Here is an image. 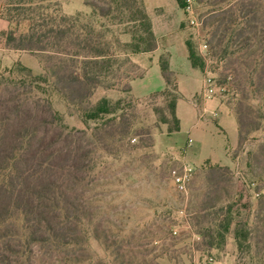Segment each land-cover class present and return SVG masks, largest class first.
I'll return each instance as SVG.
<instances>
[{
	"label": "trees",
	"instance_id": "16d2710c",
	"mask_svg": "<svg viewBox=\"0 0 264 264\" xmlns=\"http://www.w3.org/2000/svg\"><path fill=\"white\" fill-rule=\"evenodd\" d=\"M0 1V18L7 23L0 31L3 49L30 54L40 69L34 74L16 62L0 71V264H32L34 259L159 264L154 245L164 235L173 238L167 216H154L149 226L131 230L122 224L129 214L99 211L93 193L100 160L114 158L134 133L131 82L144 72L131 57L158 47L142 0H87L90 13L75 15L49 0ZM175 2L185 10V0ZM195 4L202 11L198 17L208 56L221 67L218 83L230 78L232 96L224 102L235 118L241 151L252 134L264 130V0ZM184 46L190 66L203 72L206 63L193 43L188 39ZM158 67L165 89L151 95L163 98L165 106L154 112L173 135L180 131L176 105L181 96L168 53L160 55ZM98 88L119 89L122 96L95 99ZM54 97L82 128L69 127ZM247 168L258 171L260 184L253 220L223 195L229 168L213 164L208 200L192 221L207 251L222 249L231 235L247 264H264V142L247 153Z\"/></svg>",
	"mask_w": 264,
	"mask_h": 264
},
{
	"label": "rangeland",
	"instance_id": "374dc122",
	"mask_svg": "<svg viewBox=\"0 0 264 264\" xmlns=\"http://www.w3.org/2000/svg\"><path fill=\"white\" fill-rule=\"evenodd\" d=\"M49 1L58 3L62 12L64 8H68L70 11H66L74 13L73 15L78 13L76 12L78 10H85L79 12L82 14L90 13V9L83 5L87 0ZM142 2L155 27L156 36L161 37V34L172 32L165 44H174L172 66L177 71V81L186 97V99L182 97L177 103L176 115L180 122L181 133L168 135L166 127L158 123L154 110H162L165 104L163 98L151 94L164 90V81L160 76L156 58L139 57L144 77L138 81L134 80L131 92L137 108L134 133L114 158L104 160L103 157L100 160V167L97 170L98 179L93 190L99 199L96 206L99 211L107 208L114 214H129L131 218L123 221L122 224L131 230H137L141 226L147 227L152 223L154 216L165 214L166 222L171 224L173 238L164 235V239L157 241V245H154L158 249L153 251L152 255L157 257L159 264H195L205 258H212V263L224 261L222 264H247L248 257L238 253L231 235L227 237L222 249L207 251L203 248L202 238L193 226L192 216L199 205L208 200L205 194L208 191L209 165L219 164L228 167L230 171L228 174L230 180L224 182L223 192L226 194L221 192L219 196L224 197L223 194L230 198V202H238L235 208L239 207L241 215H248L253 220L257 212L256 189L260 184L256 178L258 171H250L247 168V153L254 151L259 143L264 142V130L252 134L251 139L242 145L241 151H237V137L233 132H229L227 137L224 136L217 128L216 122L210 121L209 116L206 117L207 123H201L191 129L197 121L198 105L195 102L193 104L192 97L200 94L201 81L205 77L204 71L210 73L209 75L216 83L221 77L219 75L221 67L212 62L210 56L207 57L206 68L201 73L193 69L186 60L184 42L189 39L198 51L200 42L205 41L198 17L202 12L201 8L194 4L191 14L179 9L175 0H142ZM2 6L0 1V12ZM191 20L198 23V27L191 24ZM34 61L36 60L30 54L3 50L0 39V71L12 68L16 62H20L37 74L40 69H37ZM228 87L230 93L220 97L223 102L232 96L231 85ZM176 88L178 89L177 84ZM121 96L119 89L98 88L94 98L106 97L115 100ZM53 101L55 109L65 116L69 127L82 128L76 118L67 116L64 103L59 98L54 97ZM254 102L257 105V101ZM227 108L229 110V107ZM188 132L198 150L193 146L185 150ZM208 158L212 161L204 160ZM183 161L190 163L192 173L186 192L179 193L172 185L171 171L181 172ZM241 206H247V208L242 209ZM118 223L121 224L119 221ZM157 236L163 235L157 234ZM163 244L167 247V251L161 250ZM94 248L98 251L96 245ZM46 262L34 259L32 264H47Z\"/></svg>",
	"mask_w": 264,
	"mask_h": 264
},
{
	"label": "crops",
	"instance_id": "0c3cea01",
	"mask_svg": "<svg viewBox=\"0 0 264 264\" xmlns=\"http://www.w3.org/2000/svg\"><path fill=\"white\" fill-rule=\"evenodd\" d=\"M66 10H69V9L68 8H64V11L63 12L66 15H73L74 14V13H69ZM80 11H85V10H78L76 12H80ZM151 24H152V30H153L154 36H155V38L157 40V43H158L157 49L155 51H153L152 53H149V54H139V55L132 56L131 59H132V61L135 64H137L143 70V67L139 63V59H140L139 57H147V58L152 57L153 59L156 58L157 59V65H158V59H159L160 55L164 54L165 52L168 53L169 54V67H170V70L173 72V74L175 76L176 84H177V87H178L177 90H178V92H179V94L181 96L180 99L182 97L184 99H186V97L183 95V93L181 91V86H180V84H179V82L177 81V78H176L177 71L172 66L173 54L175 53L173 51L174 50L173 49L174 48V44H169V45H166L165 44V41H168L167 38H170L171 37L172 32H168V33H165V34H161V37H157L156 34H155V27H154L152 21H151ZM163 28L161 30H163ZM6 29H7V23L3 19L0 18V31L6 30ZM161 30H159V31H161ZM122 40L123 41H128V38L127 37H123ZM3 50H5V49H3ZM186 60H188L187 59V52H186ZM34 62L36 64V66H37V69L39 70V67H38L37 62L36 61H34ZM143 72H144V70H143ZM143 77H144V75H143ZM143 77L141 79H143ZM141 79H137L135 81H138V80H141ZM135 81H133L131 83V87L132 88H133V83ZM164 85H165V83H164ZM201 86H202V81H201ZM164 89H165V87H164ZM192 99H193V104L195 102V104H198V105H197V109H196V112H197V121L192 126L191 129L196 128L201 123H204V124L207 123L208 120H206V117L209 116L210 121H212V122L215 121L216 122L217 128L219 129V131L224 136L227 137L229 135V132H233V134L237 137V125H236L235 118L229 112L227 106L224 104V102L221 100V98H214L212 100H203L201 98L200 94H199V96L195 95L194 97H192ZM176 111H177V105H176ZM180 133L181 132L179 131L178 133L173 134V135H177V134H180ZM186 136H187V139L190 138L192 140V146L194 148H196V146L194 145V139L190 136L189 132L186 134ZM225 149H226V147L224 148V155L226 157ZM204 160H206V161L207 160L212 161L211 158L204 159ZM214 162H216V161H214ZM216 163H219V162H216ZM224 165H226V164H224ZM223 262H214V263H211V264H222Z\"/></svg>",
	"mask_w": 264,
	"mask_h": 264
},
{
	"label": "built area",
	"instance_id": "2783aa9c",
	"mask_svg": "<svg viewBox=\"0 0 264 264\" xmlns=\"http://www.w3.org/2000/svg\"><path fill=\"white\" fill-rule=\"evenodd\" d=\"M186 2V8L185 10L188 13L192 14V7L195 4L196 0H185ZM191 24H195L196 27H198V23H196L194 20L190 21ZM201 25V24H200ZM208 46L205 41H201L198 46V51L200 53V56L204 59L205 63L207 64L208 60ZM207 58V59H206ZM206 68V66H205ZM205 77H203L202 80V86L200 90V96L203 100H212L214 98H220L224 94H226L229 91L228 82L230 78H228V82L226 84H218L216 81L209 75L210 73H207V71H204ZM192 146V140L190 138L187 139L185 144V150L189 149ZM181 172H177L176 170L171 171V182L174 188L179 193H185L186 192V186L190 179L191 173H192V166L190 163L183 161L182 162V168ZM175 234V231H173ZM213 262L212 258H205L201 262H197L195 264H211Z\"/></svg>",
	"mask_w": 264,
	"mask_h": 264
}]
</instances>
